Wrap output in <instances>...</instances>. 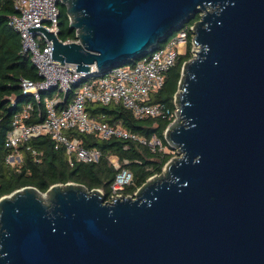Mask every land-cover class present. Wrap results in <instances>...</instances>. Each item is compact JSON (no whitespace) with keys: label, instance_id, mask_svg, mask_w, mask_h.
Segmentation results:
<instances>
[{"label":"water","instance_id":"obj_1","mask_svg":"<svg viewBox=\"0 0 264 264\" xmlns=\"http://www.w3.org/2000/svg\"><path fill=\"white\" fill-rule=\"evenodd\" d=\"M61 4L79 41L28 30L78 71L129 63L200 14L165 132L180 155L134 197L74 182L2 196L0 264H264V0Z\"/></svg>","mask_w":264,"mask_h":264},{"label":"built area","instance_id":"obj_2","mask_svg":"<svg viewBox=\"0 0 264 264\" xmlns=\"http://www.w3.org/2000/svg\"><path fill=\"white\" fill-rule=\"evenodd\" d=\"M60 3L61 0H14L16 12L10 16L9 24L21 37V52L31 57L41 76L38 81L21 78L23 93L32 96L37 102L41 101L42 92L52 91L53 94L44 98L46 107L44 120L25 122L33 111L32 103H28L21 112L15 114L13 128L5 137L6 146L16 149L22 142L48 135L54 141L56 150L65 149L71 165L75 160L98 162L102 156L99 148L83 145L76 133L93 134L106 140L131 139L139 141L153 151L164 150L163 141L157 134L146 138L121 125L114 126L100 121L90 116L86 104L119 103L132 110L138 119L167 118L174 122L178 117L177 92L173 97L174 108L161 102H152L151 98L164 86L166 73L187 51L190 39L192 42L190 52L196 53L198 47L195 50L196 45L193 41L196 22L183 24L171 33L164 44H158L128 64L112 67L105 72L99 71L93 64L89 71H78L74 63H61L53 59V40L42 30L30 32L28 30L30 26L41 25L59 36ZM72 41H79L77 31L75 39L64 42ZM32 153L38 155L36 150H32ZM21 160V153L11 154L7 158L8 163L13 166ZM110 161L116 168L111 186L112 193L108 199L112 201L124 195L122 190L134 183V173L121 165L116 156H111ZM135 195L136 193L128 196Z\"/></svg>","mask_w":264,"mask_h":264},{"label":"trees","instance_id":"obj_3","mask_svg":"<svg viewBox=\"0 0 264 264\" xmlns=\"http://www.w3.org/2000/svg\"><path fill=\"white\" fill-rule=\"evenodd\" d=\"M59 6V37L63 41L75 39L76 30L70 28L71 21L67 9L61 3ZM15 12L14 0H0V198L25 186H35L44 193L54 184L74 182L84 185L89 190L101 189L107 199L112 193L111 186L116 173V168L110 161L111 156H116L121 165L134 173V183L122 190L126 196L133 195L151 177L161 174L173 155V148L165 138V131L172 119L151 117L138 119L132 110L119 103L104 105L88 102L86 110L91 117L114 126L121 125L140 136L150 138L157 134L161 137L165 150L153 151L139 141L131 139L106 140L93 134L76 133L83 145L99 148L102 156L98 162L75 160L71 165L65 149L56 150L54 141L48 135L22 142L16 149L6 146L5 137L13 128L15 114L21 112L28 103H32L33 111L25 122L44 120L46 117L44 98L53 94L52 91L42 92L41 101L37 102L32 96L23 93L21 78L38 81L41 76L31 57L21 52V37L9 24V18ZM199 18L200 14H196L189 22L195 23ZM191 47L190 39L187 51L166 73L165 84L152 95V102H161L174 108L173 97L179 88L183 64L192 57ZM167 147L170 151H166ZM32 150H36L38 155L35 156ZM14 153H21L22 160L13 166L8 163L7 158Z\"/></svg>","mask_w":264,"mask_h":264},{"label":"rangeland","instance_id":"obj_4","mask_svg":"<svg viewBox=\"0 0 264 264\" xmlns=\"http://www.w3.org/2000/svg\"><path fill=\"white\" fill-rule=\"evenodd\" d=\"M197 49V46L195 47V50ZM195 53V52H194ZM194 53L192 54V57H194ZM191 57V58H192ZM188 61V60H187ZM186 61V62H187ZM185 62V63H186ZM184 63V64H185ZM183 64V65H184ZM178 90H179V88H178ZM170 145V144H169ZM171 146V145H170ZM172 148H173V150H172V152H173V155H172V157H171V159H174V158H176V157H178L179 155H180V153H179V150H178V148H176V147H173V146H171ZM164 150H165V148H164ZM166 151H170L169 149H168V147L166 148ZM167 164V163H166ZM166 164H165V166H164V168H163V172L161 173V174H159V175H155L154 177H152V178H156V177H159V176H161L162 174H165V172H166ZM103 192V191H102ZM138 192V190L135 192V193H137ZM104 193V192H103ZM105 198H106V196H105ZM108 199H110L109 197H107V200Z\"/></svg>","mask_w":264,"mask_h":264}]
</instances>
